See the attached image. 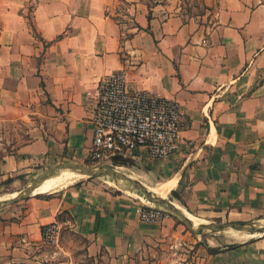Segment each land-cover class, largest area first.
Returning <instances> with one entry per match:
<instances>
[{"label":"crops","instance_id":"obj_1","mask_svg":"<svg viewBox=\"0 0 264 264\" xmlns=\"http://www.w3.org/2000/svg\"><path fill=\"white\" fill-rule=\"evenodd\" d=\"M154 1L133 5V27L126 30L106 14L110 0H33L31 23L19 13L3 20L0 179L84 162L97 84L123 72L134 90L175 100L183 114L186 145L162 162L140 150L135 163L149 164L163 182L175 179L169 193L183 213L259 218L264 0H190L185 8L180 0ZM13 123L22 125L24 141L6 152L1 139ZM136 205L94 181L30 196L0 214V264H47L56 253L47 251L42 228L52 223L81 238L88 255L105 264H160L159 250L180 233L167 219L141 222ZM194 255L189 264H264V235L237 244L206 237Z\"/></svg>","mask_w":264,"mask_h":264},{"label":"built area","instance_id":"obj_2","mask_svg":"<svg viewBox=\"0 0 264 264\" xmlns=\"http://www.w3.org/2000/svg\"><path fill=\"white\" fill-rule=\"evenodd\" d=\"M94 107L89 122L92 141L89 166L117 167L116 161L130 162L144 151L151 161H166L186 142L181 138L183 114L175 100L149 91L134 90L123 72L103 77L94 92ZM135 212L143 223H161L170 216L163 210L141 204ZM62 225L52 223L42 228L47 246L58 244Z\"/></svg>","mask_w":264,"mask_h":264},{"label":"rangeland","instance_id":"obj_3","mask_svg":"<svg viewBox=\"0 0 264 264\" xmlns=\"http://www.w3.org/2000/svg\"><path fill=\"white\" fill-rule=\"evenodd\" d=\"M180 1L182 2L183 6L185 4L189 5L191 3L190 0H180ZM138 2L148 5V7L154 6L156 4L154 0H110V4L108 5L106 14L113 21L120 24L123 30H126V28L133 27L132 9H133V5H136ZM33 7H34L33 0H0V34L2 30L3 20L4 19L9 20L10 15L12 14L16 15L17 13H19L24 18H27L28 21L31 23V12ZM187 11H189V9L185 11L186 13H189ZM193 13H196V11L195 10L190 11V14ZM6 128L7 129H6L5 138L1 139V141H3L4 143L3 147H5L6 152H8L11 150V147H14L17 145V143H21L22 141H24V138L22 137L23 127L21 124L13 123L10 124V126H7ZM14 129L18 131V135H19L18 137H14L15 135ZM60 163H67V162H56V163L45 164L39 166L38 168H34L35 170L31 172L20 173L18 175H14L11 178L0 179V200L2 198L9 197L10 195H16L18 192L24 190L27 186L31 185L34 178L37 175L48 170L50 167ZM69 163H79L82 165H89L87 159L84 162H69ZM124 164L125 165L117 166L122 168L121 173H124L130 176L131 178L141 182L144 186H146V188L149 191L155 187H158L159 184L164 181L161 175L155 174L154 172L151 171L150 165L147 164L146 162L140 161L138 163H135V160H133L131 162H126ZM109 167L114 168L112 166ZM85 181H94L96 182L97 185L103 188H107L108 190L125 194L122 190H119V188H116L112 184H110L109 181H113V180L108 178L98 179V178L83 177L74 180L72 183L73 185H76ZM119 182L124 183L126 186L129 184L123 181H119ZM72 183L67 184V186L65 185L61 188H58L55 191H51L49 193H44V194L45 195L52 194L56 191L63 190L68 186H71ZM137 194L139 197L141 196L140 198L142 200H139L135 196H131L129 194H125V195L130 196V198L136 200L138 206L141 204H148L145 198L138 191ZM35 195L36 194L31 196H35ZM37 195H43V194H37ZM175 197L176 196L174 194L169 193L165 199L167 201L172 202L174 205H177L180 208H182L175 201L176 199ZM24 200H21L6 208L0 209V214L13 210L14 208L22 204V201ZM191 214L197 219L198 225L201 223L208 224L211 222H218V223L252 222L257 224H264V213L259 218L248 219L246 221H227L224 219L223 220L209 219L204 217L202 214H197V213H191ZM167 220H170L172 222L174 226L173 228H177L180 234H179V238L177 239L173 238V240L171 241V246L169 245L170 244L169 243L168 246L162 247V249L159 250L158 263L160 264H189L191 261H193V258L195 256L194 253H196V248L200 244H202V242L205 241L206 237L216 236L221 242L225 244H237L244 242L246 239L250 238V237H246L248 235L245 236L246 238L240 237V235L242 234L233 231H227L222 233L204 232L201 235H195L181 221L174 218L173 216L170 215V217ZM244 235L245 234H243L242 236ZM254 236L256 237L258 235H254ZM166 244L167 243H165L164 245ZM47 251L49 253H51L52 251L56 253L53 256V258L48 261L47 264H105L106 262L104 259L99 260L98 258L94 259L90 257L86 251L85 242L77 235L72 234L68 231H62L60 234V239L58 244L55 246H48Z\"/></svg>","mask_w":264,"mask_h":264},{"label":"water","instance_id":"obj_4","mask_svg":"<svg viewBox=\"0 0 264 264\" xmlns=\"http://www.w3.org/2000/svg\"><path fill=\"white\" fill-rule=\"evenodd\" d=\"M62 170L71 171L88 178H108L113 181L127 182L132 185L145 198V200L150 206L159 208L166 212L169 216L171 215L174 218L178 219L195 235H201L204 232L222 233L227 231L245 234L248 235V237L250 238L255 237L254 235H264V224H257L252 222H211L208 224L201 223L197 225L196 228H194V225L191 220H189L181 211H178L172 202L154 195L141 182L131 178L130 176L118 172L114 168L102 165L89 166L69 162L56 164L50 167L48 170L44 171L43 173L37 175L34 178L32 184L27 186L24 190L18 192L15 197L1 202L0 209L6 208L30 197L31 190L36 188L44 178L54 176L56 173Z\"/></svg>","mask_w":264,"mask_h":264},{"label":"bare ground","instance_id":"obj_5","mask_svg":"<svg viewBox=\"0 0 264 264\" xmlns=\"http://www.w3.org/2000/svg\"><path fill=\"white\" fill-rule=\"evenodd\" d=\"M114 169L116 171L122 172V168H120V167H115ZM83 177H85V176H81V175L76 174V173L71 172V171L62 170V171L56 173L54 176L44 178L36 188L31 190L30 194L34 195V194L49 193L51 191H55L56 189L65 186V185L67 186V184L72 183L74 180H76L78 178H83ZM109 183L112 184L114 187L119 188V190H122L125 194L135 196L136 198L142 200L140 198L141 196L140 197L138 196L137 190L132 185L128 184L126 186L124 183H121L119 181H109ZM174 184H175V179H171L167 182L160 183L158 187L153 188L152 190H150V192L153 193L154 195L158 196V197L165 199L167 197V195L169 194V192L172 190ZM72 185H73V183H72ZM15 196L16 195H10L9 197L2 198L0 200V203L6 201L8 199H11ZM175 207H176V205H175ZM176 209L178 211H181L182 213L184 212L183 210H179L177 207H176ZM183 214L189 220H191L194 227L196 228L198 225L197 219L189 213H183ZM242 235H240V237L246 236V235H244V236H242ZM226 237H229V236H226ZM246 237H248V236H246ZM207 242H209V241H207Z\"/></svg>","mask_w":264,"mask_h":264},{"label":"trees","instance_id":"obj_6","mask_svg":"<svg viewBox=\"0 0 264 264\" xmlns=\"http://www.w3.org/2000/svg\"><path fill=\"white\" fill-rule=\"evenodd\" d=\"M118 164H120V165H125L124 163H126V162H120V161H116Z\"/></svg>","mask_w":264,"mask_h":264}]
</instances>
